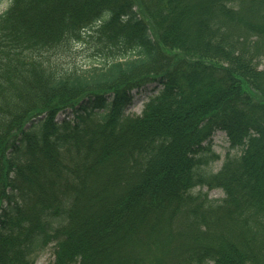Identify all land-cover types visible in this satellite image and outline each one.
I'll return each instance as SVG.
<instances>
[{"label":"trees","instance_id":"16d2710c","mask_svg":"<svg viewBox=\"0 0 264 264\" xmlns=\"http://www.w3.org/2000/svg\"><path fill=\"white\" fill-rule=\"evenodd\" d=\"M6 1L0 264H264V0Z\"/></svg>","mask_w":264,"mask_h":264},{"label":"rangeland","instance_id":"374dc122","mask_svg":"<svg viewBox=\"0 0 264 264\" xmlns=\"http://www.w3.org/2000/svg\"><path fill=\"white\" fill-rule=\"evenodd\" d=\"M8 7V2L5 0L0 3V15H2ZM96 37L95 35H93ZM95 40L90 38H86L79 45H74L69 53L62 57V63L65 66H74L77 65L79 67H86L93 63L98 62V60H102L98 54H96L95 50ZM156 85H148L147 87L135 91L134 94V102L131 109H129V113L131 115H140L144 109V102L148 99V97L152 96L153 91L155 90ZM73 119L71 112H66L58 117V121L62 122L63 120ZM213 150L214 152L220 156V159L215 161L212 165L213 172H218L223 165L226 155L228 154L229 144L227 142V138L225 134L218 133L215 135L213 139ZM235 152H232V155ZM209 197L214 200H219L223 198V194L220 191H213L209 194ZM53 256L51 251H47L42 256L38 257L36 264H50L53 262Z\"/></svg>","mask_w":264,"mask_h":264}]
</instances>
